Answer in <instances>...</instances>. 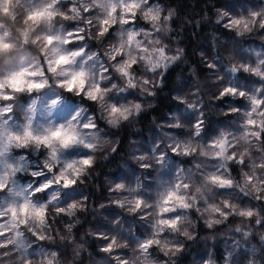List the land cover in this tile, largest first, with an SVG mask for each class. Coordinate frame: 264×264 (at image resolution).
<instances>
[{"label":"clouds","instance_id":"9594fccd","mask_svg":"<svg viewBox=\"0 0 264 264\" xmlns=\"http://www.w3.org/2000/svg\"><path fill=\"white\" fill-rule=\"evenodd\" d=\"M0 264H264V0H0Z\"/></svg>","mask_w":264,"mask_h":264},{"label":"trees","instance_id":"16d2710c","mask_svg":"<svg viewBox=\"0 0 264 264\" xmlns=\"http://www.w3.org/2000/svg\"><path fill=\"white\" fill-rule=\"evenodd\" d=\"M200 35L199 34H196L195 36H189L188 37V45H189V57L190 59H192V61L195 63L196 62V59L195 57L192 55V49L194 47H196V44H197V41L200 39ZM175 71V70H174ZM171 77H172V73L169 74V76L166 78L168 79L169 81L171 80ZM160 103H161V107H166L167 105L165 104V99L163 97H161V100H160ZM144 121H145V124L147 123L148 121V116H145L144 118ZM122 151V149H121ZM150 175V174H149ZM95 199L99 200L100 197H95Z\"/></svg>","mask_w":264,"mask_h":264}]
</instances>
